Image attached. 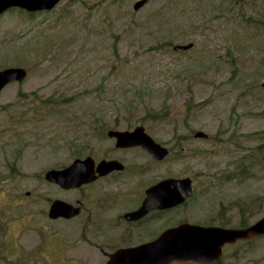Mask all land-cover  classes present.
Wrapping results in <instances>:
<instances>
[{
	"label": "rangeland",
	"instance_id": "rangeland-1",
	"mask_svg": "<svg viewBox=\"0 0 264 264\" xmlns=\"http://www.w3.org/2000/svg\"><path fill=\"white\" fill-rule=\"evenodd\" d=\"M137 1L62 0L50 11L0 16V70H27L0 93V239L20 234L35 248L47 223L50 264H106L118 247L183 222L244 228L264 217V162L248 157L264 142V0H148L136 11ZM138 126L169 149L163 162L116 151L107 139L111 129ZM88 156L144 171L98 189L101 210L90 223L104 226L95 231L85 230L87 214H44L58 198H95V184L65 192L45 179ZM169 177H192L193 197L124 235L119 215ZM220 264H264V236L227 244Z\"/></svg>",
	"mask_w": 264,
	"mask_h": 264
},
{
	"label": "water",
	"instance_id": "water-1",
	"mask_svg": "<svg viewBox=\"0 0 264 264\" xmlns=\"http://www.w3.org/2000/svg\"><path fill=\"white\" fill-rule=\"evenodd\" d=\"M61 1L0 0V16L12 8L23 9L29 13L50 11ZM236 1L237 3L243 2V0ZM147 2L148 0L137 1L134 10H139ZM193 46V43L178 44L173 49L176 52L187 51ZM26 76L27 70L22 67L0 70V93L8 84L21 82ZM108 132L110 137L117 139L118 147L142 145L156 160H162L169 154L168 148L156 142L143 126H138L132 131L111 129ZM194 137L207 139L208 134L197 131ZM123 168L121 162L112 160L101 162L97 170L102 176ZM95 171V160L88 156L84 159H75L65 168L47 171L45 179L63 189H74L94 182L97 178ZM146 194L142 206L125 215L127 220H138L152 210H165L184 204L194 194V181L192 177L167 178L150 187ZM80 213V207L56 199L51 205L49 217L70 219ZM260 236H264V217L244 228H224L183 222L166 229L152 241L115 251L110 254L107 264H184L189 262L213 264L221 259L227 244H234L241 240L248 241Z\"/></svg>",
	"mask_w": 264,
	"mask_h": 264
},
{
	"label": "flooded vegetation",
	"instance_id": "flooded-vegetation-1",
	"mask_svg": "<svg viewBox=\"0 0 264 264\" xmlns=\"http://www.w3.org/2000/svg\"><path fill=\"white\" fill-rule=\"evenodd\" d=\"M125 130L129 131L128 129H125ZM130 130H134V129H130ZM106 136H107V139L110 142H112V144L114 145V149L116 151H130L133 149H138V150H141L142 152H146V154H148L153 159V161H155L156 163L157 162L158 163L163 162L170 155V151H169V154L164 159L156 160L142 145H136V146H132V147H118L117 146V139L115 137H110L108 131L106 132ZM112 160H118L119 162H121V164H123L124 168L122 170H117V169L113 170L110 173L101 176L97 170L98 165L101 162L112 161ZM95 170H96L95 174L97 175V178L95 179V181L91 182L89 184H85L79 188L63 189L59 185L54 184V185H57L62 191H65V192L81 191V190H84V189L95 184V198H91V199H89V201H87L86 198L76 199L73 201H69V200H65V199L60 198L61 200H64L70 204H73L74 206L80 207L81 213L79 215L73 217V218H70V219L58 218L56 220L70 221L73 219H78L80 217H83V216H85V214H87V217L85 218V220H87L85 230H87V231H95V229L99 230L104 225L101 223V221H99L98 218H97V221H95V223H90L91 220L95 219V216H98V214H100L99 211L101 210V196L98 195V193H99L98 189L102 185L107 184L105 186V189L103 190L104 192H106L110 187H112L111 181L116 183V181L114 179L115 177L119 178V177H122L124 175L136 176V175H139V173L143 174V172H144L141 168L138 170H132L128 164L123 163V161L120 158H115V157H113V158H111V157H101V158L95 157ZM169 178H171V177H169ZM164 179H166V178H164ZM164 179L158 180L155 183H151L150 185L145 187V189L143 190L142 195H141L142 199L136 200L131 208H128L127 211H125L119 215V217H118L119 220L124 221V223L127 224V227H128L124 231V235H126L127 232H131L129 227L131 229H134V230L135 229L140 230V229H142V227L146 226V223H148V221H157V220L162 218V215L164 213H167L171 210L177 209L180 206H183V205H185V203H187V202H185L182 205H178V206H175V207L170 208V209L152 210L151 212L146 214L143 218L138 219V220H127L126 219V217H125L126 214L132 213V212L138 210L142 206V204L146 198V195H147L146 191L150 187H152L153 185L157 184L158 182H160ZM100 192H101V190H100ZM29 198L31 199V197H29ZM52 203H53V201L50 202L48 210L44 212V214L45 215L47 214V216L50 220H52L49 217L50 208H51ZM44 224H45V226H44L43 230L40 231L41 234L39 235L40 242L35 246V248L29 246V244H27V247H26V245L19 243V238L21 237L20 234L17 235L16 237L10 236V239H11L10 243H9V240H10L9 238L8 239H2V240L0 239V264H21V260H23L24 262L25 261H32L33 264H39V261L42 262V264H50V261L48 260L47 255H46V247L48 246V243L51 239V232L49 231L50 230L49 225L47 223H44ZM158 235H156L151 240L140 242V243H137L134 245L126 243V245L118 247L116 250H114V252L119 250V249H122V248L134 247V246H138L140 244L147 243L149 241L156 239L158 237ZM4 241H5V244H3ZM95 247L99 248L100 244L99 243L95 244ZM106 255H107L108 260H109L110 254H106ZM107 262H106V264H107Z\"/></svg>",
	"mask_w": 264,
	"mask_h": 264
},
{
	"label": "trees",
	"instance_id": "trees-1",
	"mask_svg": "<svg viewBox=\"0 0 264 264\" xmlns=\"http://www.w3.org/2000/svg\"><path fill=\"white\" fill-rule=\"evenodd\" d=\"M249 158L252 159V166L257 165L258 163L264 162V142L258 146H256L254 149H252L250 151V155L248 156ZM248 166H241L239 169V171H235L236 173H234L231 176H228V180L231 178H237L239 175H241V173L245 172L246 168ZM247 223L243 222L241 223V227H246ZM221 260L217 262V264H220Z\"/></svg>",
	"mask_w": 264,
	"mask_h": 264
}]
</instances>
